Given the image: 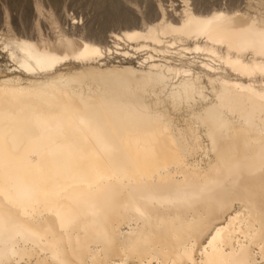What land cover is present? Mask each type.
<instances>
[{
	"label": "bare ground",
	"instance_id": "1",
	"mask_svg": "<svg viewBox=\"0 0 264 264\" xmlns=\"http://www.w3.org/2000/svg\"><path fill=\"white\" fill-rule=\"evenodd\" d=\"M113 5L129 9L112 19L119 29L107 30L34 0L29 34L15 30L5 9L0 136L7 135L11 152L0 158V185L78 209V226L64 235L68 258L77 262L170 264L189 237L198 262L213 249L264 260V55L245 30L264 4L184 0L170 11L161 1ZM173 95L177 104L183 97V111L167 99ZM220 123L223 133L210 138L208 126ZM221 155L240 166L228 193L211 204L172 203L214 178ZM8 247L13 259L57 264L48 240Z\"/></svg>",
	"mask_w": 264,
	"mask_h": 264
},
{
	"label": "snow or ice",
	"instance_id": "2",
	"mask_svg": "<svg viewBox=\"0 0 264 264\" xmlns=\"http://www.w3.org/2000/svg\"><path fill=\"white\" fill-rule=\"evenodd\" d=\"M264 4V0H261ZM250 19L245 29L251 36V45L253 50L258 51L264 55V7L261 8L259 19ZM258 45V47H257ZM98 54V52H97ZM40 61L38 60V63ZM56 59L49 58V64L55 65ZM54 75V74H53ZM151 93H145L146 99ZM159 95V93H157ZM167 93L161 97L167 103L165 98ZM195 93L188 98V106L191 107L192 99ZM173 105L178 107L181 111L184 109V100L181 98L179 104L176 103V98L173 95L167 98ZM264 100V97H262ZM150 106V105H149ZM221 121H226L228 118L226 114L222 116ZM208 135L215 139L216 135L222 134L224 131V124H212L208 126ZM264 135V130H262ZM11 147L7 139V135L0 136V158L9 155ZM264 153V149H262ZM215 177L209 180L200 191L191 197H186L177 201H172L185 207H192L197 202L214 203L217 202L218 194L228 193L231 188L237 184V177L240 174V166L237 163L229 162L223 155L220 156L219 162L215 169ZM0 195H3V201L0 202V238H5L3 246H0V264H51V261L43 260H19L13 259L15 252H9V244L13 249H18L26 246L30 239L36 237L40 240H48L50 246L54 251L53 260L57 264H88L87 260L75 261L68 258L67 247L64 244L65 233L75 229L80 220V213L78 209L67 207L58 202L50 203L47 200H39L35 196H25L18 191H14L10 183L6 182L0 185ZM46 215H53L54 220L45 219ZM261 229L260 237L264 241V207L261 209ZM30 226L29 230L21 231L24 226ZM215 240V237L212 238ZM27 251V248H24ZM63 251V259H57V254ZM75 252V249H73ZM195 252V240L189 237V241L184 245L183 252L179 253L178 258L172 260L170 264H253L252 261L246 259H236V254H228L217 249H213V253L209 256L207 261H196L193 259ZM262 253H264V244H262ZM93 264H101V262L93 261ZM257 264H264V260L257 262Z\"/></svg>",
	"mask_w": 264,
	"mask_h": 264
},
{
	"label": "rangeland",
	"instance_id": "3",
	"mask_svg": "<svg viewBox=\"0 0 264 264\" xmlns=\"http://www.w3.org/2000/svg\"><path fill=\"white\" fill-rule=\"evenodd\" d=\"M46 5L47 2L58 7L61 11L67 10L69 15L72 18L80 19L81 17L85 18L86 22L92 24L93 27L101 28L107 26L109 29H119V27H113L112 19L118 16H122L125 10H128V7L113 5V3L118 2V0H41ZM153 3L161 1V3L168 8L170 11L173 5L175 8L181 7L184 0H149ZM212 1V0H211ZM218 2L219 0H213ZM221 1V0H220ZM5 9L9 10L10 21L12 26L19 33L29 34L31 33V28L36 21L35 17V6L34 0H0V28L3 30L5 28L4 18H5ZM148 11V9H146ZM145 10V11H146ZM132 11H134L132 9ZM136 16H141L138 12L135 13ZM130 16V15H128ZM71 24L73 21L71 20ZM110 23V24H109ZM48 27V28H47ZM44 29L49 33V26L44 25ZM111 49L116 52L120 48L111 43ZM121 49L128 48L127 44L122 43ZM134 47V46H133ZM131 51V49H130ZM135 53V51H131ZM157 55V54H156ZM137 56L142 59L145 56V53L140 52ZM158 56V55H157ZM119 57V56H118ZM0 65L6 66L9 65L7 58L5 57L2 46L0 43Z\"/></svg>",
	"mask_w": 264,
	"mask_h": 264
}]
</instances>
